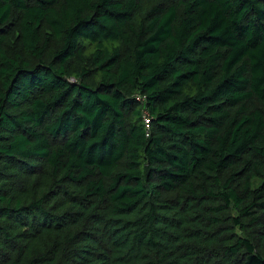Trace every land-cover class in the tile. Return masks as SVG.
<instances>
[{
    "label": "trees",
    "instance_id": "obj_1",
    "mask_svg": "<svg viewBox=\"0 0 264 264\" xmlns=\"http://www.w3.org/2000/svg\"><path fill=\"white\" fill-rule=\"evenodd\" d=\"M0 264H264V0H0Z\"/></svg>",
    "mask_w": 264,
    "mask_h": 264
}]
</instances>
